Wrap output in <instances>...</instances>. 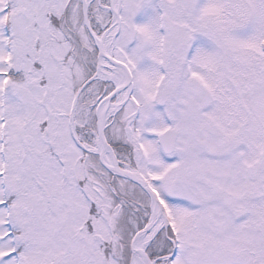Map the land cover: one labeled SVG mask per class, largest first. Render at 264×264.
Segmentation results:
<instances>
[{
	"label": "snow or ice",
	"instance_id": "1",
	"mask_svg": "<svg viewBox=\"0 0 264 264\" xmlns=\"http://www.w3.org/2000/svg\"><path fill=\"white\" fill-rule=\"evenodd\" d=\"M0 264H264V0H0Z\"/></svg>",
	"mask_w": 264,
	"mask_h": 264
}]
</instances>
